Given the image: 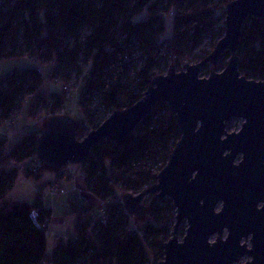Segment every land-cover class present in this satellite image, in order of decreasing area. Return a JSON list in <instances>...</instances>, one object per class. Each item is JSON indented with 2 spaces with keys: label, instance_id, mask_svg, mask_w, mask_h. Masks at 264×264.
<instances>
[{
  "label": "trees",
  "instance_id": "trees-1",
  "mask_svg": "<svg viewBox=\"0 0 264 264\" xmlns=\"http://www.w3.org/2000/svg\"><path fill=\"white\" fill-rule=\"evenodd\" d=\"M232 1L0 0V62L28 57L50 66L48 78L64 86H70L75 75L77 89H82L77 101L85 116L78 132L81 140L102 125L105 115L137 103L152 79L168 70L171 59L174 67L180 66L181 42L199 43L205 32H212L218 43L226 31L225 8ZM145 13L147 18L141 19ZM171 13L173 35L165 37L166 19ZM240 42L241 74L264 81L262 22L248 18ZM166 45L171 54L168 62L162 55ZM136 53L143 64L131 77L130 66ZM222 58L229 60L230 55ZM43 81L39 67L15 69L1 79L0 125L21 111L24 100L32 96L35 100L31 108L35 111L40 106H64V94L48 97L40 92ZM120 90L129 95L125 107L113 101ZM180 137L169 107L160 103L129 138L118 145L102 141L80 164L88 191L106 202L155 184L156 176L134 165L165 162ZM38 138V133L22 138L12 147L10 158L19 164L34 160ZM7 147L8 141H0V264H40L47 258L54 264H159L164 259L163 246L171 238L175 224V210L167 199L151 202L146 219L139 223L141 235L127 231L132 221L119 204H107L106 221L92 225L91 219L85 217L93 205L84 199H71L68 214L76 217L75 234L48 253L43 225L52 213L45 206L42 192L37 191L31 202L10 204L6 200L19 175L18 168L5 167ZM44 169L26 175L38 181L36 189L50 184L41 181Z\"/></svg>",
  "mask_w": 264,
  "mask_h": 264
},
{
  "label": "water",
  "instance_id": "water-1",
  "mask_svg": "<svg viewBox=\"0 0 264 264\" xmlns=\"http://www.w3.org/2000/svg\"><path fill=\"white\" fill-rule=\"evenodd\" d=\"M264 27V0H234L225 8L224 37L197 64L171 66L154 77L133 106L114 111L97 129L78 139L81 124L68 115L48 120L37 141V159L58 174L85 163L102 141L121 144L160 103L174 116L180 140L158 182L138 196L123 197L125 209L143 221L144 198L168 199L176 209L171 238L159 264H264V81L247 79L238 55L244 23ZM229 54L227 67L201 78ZM235 120L239 132H228ZM186 225L185 235L181 227ZM250 245V246H249Z\"/></svg>",
  "mask_w": 264,
  "mask_h": 264
},
{
  "label": "rangeland",
  "instance_id": "rangeland-1",
  "mask_svg": "<svg viewBox=\"0 0 264 264\" xmlns=\"http://www.w3.org/2000/svg\"><path fill=\"white\" fill-rule=\"evenodd\" d=\"M3 2V1H1ZM174 12V11H173ZM173 13H171V16L167 18V15H164V18L166 19V29H165V37H172L173 35ZM147 14H143L141 16V19H146ZM87 31H83V35H85ZM217 42H215L212 32H205L202 41L201 42H189V41H183L179 45V51H180V59H181V69H179L177 66L176 71H183L184 66L186 64H197L204 60L206 57H208L214 50ZM162 55L165 57V62H168V59L171 57V54L167 51V45L164 47V50L162 52ZM141 56L139 53H136L133 56L132 59V65L130 66V76H134V73L141 68L143 61L140 58ZM229 60H226V58H221L216 66H208L206 67L200 77L202 78H208L212 71L216 73L222 72L228 64ZM173 60L171 59L169 61V67L174 66ZM131 64V63H130ZM30 67H39L43 76L44 81L40 87V92L45 93L46 95L51 96L53 94H64L65 95V113L64 115H68L71 118L77 120L80 124L85 122V116L83 111H81L76 106V101L80 98V95L82 93V89L78 91V83L77 78L75 75H73V80L69 86V91L63 90V83L59 81H54L48 78L51 68L48 65L45 64H39L32 59L28 57H21V58H14V59H5L0 62V81L1 79L10 71L15 69H24V68H30ZM168 71V70H167ZM167 71L162 72L161 75H165ZM70 92V93H69ZM129 95L125 93L124 91L120 90L118 91L114 97L113 101L120 105L125 107L128 104ZM32 99L27 98L24 100L22 104V118H23V124L24 126L29 128V130L32 133H37L41 131L43 126L45 124H39L40 127L36 126V120L31 117H27V113L29 110V106ZM21 117V116H19ZM243 121L242 120H235L233 121L229 126L228 130H232L234 127H238L241 125ZM39 137V134H38ZM20 138L15 137L11 142V146H15ZM9 143V142H8ZM56 177L55 173L52 170L44 169L42 171V177L41 181L46 180H54ZM38 184V181H36L34 178H28L24 176L23 174L19 173L17 178L15 179V183L11 190L8 192L6 200L10 202L11 204H15L21 201H34L36 198V185ZM127 194V193H126ZM45 196V195H44ZM47 196V195H46ZM45 196V197H46ZM72 197L70 194L65 195H58L54 197L53 199L50 197L44 198L46 203H49L52 208V218H51V229L53 232L57 233L60 238H68L70 236H73L74 234V222H75V216L68 214V207H69V199ZM148 203L144 202V205L146 206ZM147 217V215H146ZM146 219V218H145ZM138 225L139 223H142L143 221H140L136 218ZM63 221H65V225L63 226ZM132 226L135 227V220H132ZM180 237H182L180 235ZM57 245V242L54 241V238L48 237V245H47V252L52 253L54 250V247ZM250 246V245H249ZM164 260V259H162ZM161 260V261H162ZM250 259L244 258L242 259L238 264H245ZM153 264H156V262H153Z\"/></svg>",
  "mask_w": 264,
  "mask_h": 264
},
{
  "label": "built area",
  "instance_id": "built-area-1",
  "mask_svg": "<svg viewBox=\"0 0 264 264\" xmlns=\"http://www.w3.org/2000/svg\"><path fill=\"white\" fill-rule=\"evenodd\" d=\"M63 90L64 91H69V86H64ZM76 106H77V108H79L78 101H76ZM37 113H38L37 117L40 118V122L45 124L48 120H50L51 118H53L55 116H63L64 113H65V107L61 106V107H53V108L51 107V108L43 109L40 106L37 109ZM110 115L111 114H107L104 117H102L104 119L102 120L101 124H103L110 117ZM19 116H21V112L20 111L18 113H16L11 119L5 121V123L3 125H5L9 129V131H7V132L2 131V126L3 125H0V141H5L6 140V141L9 142L8 143V147H7L6 151H5V156L7 158V160L5 162V167H7V168H18L19 169V173L23 174L24 176H26L28 174H36L42 168H44V164L41 161H39L37 159V157L34 158V160H31V161H29L26 164H19L14 158H10V154L12 152V147L10 146V142L14 139L15 135H18V136H20L23 139L28 137V136H30V132H28L26 130L25 131H20V130L17 129L16 123H17V118H19ZM243 123L244 122H242L241 125L238 126V127H234L232 130H228V132L229 133L239 132L241 130V128H242ZM169 156H168V159L165 162L163 160H160L157 164H151L148 161H145L142 164L134 165V167H136V168L143 167L144 169L150 171L152 176H156L157 181H156L155 184H157L158 175L161 173V171L167 165L168 160H169ZM77 166L78 165L69 164L66 167H64L62 169L63 170L62 179L63 180H68L69 178H71L73 176V174L76 172V167ZM155 184H153V185L147 184L140 191H138L136 193H134L132 191H129L127 194H131L133 196H138L139 194L144 193L147 190H149ZM36 190L38 192L41 191L42 194H43V197H44V195L57 196V195L64 194V190H63V188L61 187V185L58 182L50 183L48 186H41L40 188H37ZM98 201H99V205L98 206H93V209L88 211V216L85 217V220L86 219H91V222H92L91 224L92 225L97 224L99 220L106 221V211H105L104 208L107 206V204H109V205H110V203L115 204V205L119 204L121 206L122 210L125 212V214H127L129 216V219L131 221L135 220V227L134 226H131V227L129 226V227H127V231L129 233H131V234L138 233V234L141 235L142 231L139 229V225L136 223L137 220H136L135 215L129 213L125 209L123 197L122 198H117V199H112V200L109 199L106 202L101 201V200H98ZM152 201H155L153 195H149V196H146L144 198V202L148 203L146 205V207L148 209H149V206H150ZM79 202H82V198H79ZM144 202H143V204H144ZM174 210H175V217H176V209L174 208ZM51 218H47L46 219V221H45V223L43 225V229L45 230V233H46L47 237L54 238L56 241L60 242L63 239L60 238L58 235L54 234L52 232V230H51ZM183 226H184V234L182 235V237L185 235V231H186V228H187L186 225H182V227ZM182 227H181V229H182ZM40 264H54V263L51 260V258H47V259L43 260Z\"/></svg>",
  "mask_w": 264,
  "mask_h": 264
},
{
  "label": "crops",
  "instance_id": "crops-1",
  "mask_svg": "<svg viewBox=\"0 0 264 264\" xmlns=\"http://www.w3.org/2000/svg\"><path fill=\"white\" fill-rule=\"evenodd\" d=\"M80 89H78V91H79ZM30 99H32V101H31V103H30V106H29V110H28V113H27V117H31V118H34L35 120H36V123H35V125L36 126H38V127H40V125L39 124H41L42 122H40V118L39 117H37V111H35L33 108H31V106H32V103H33V101L35 100L34 99V97L32 96V97H29ZM21 109H22V107H21ZM21 112V111H20ZM23 118H22V113H21V117H19V118H17V123H16V127H17V129L18 130H20V131H28V132H30L31 134H34V133H32L30 130H29V128H27V127H25L24 125L25 124H23ZM42 124H44V123H42ZM41 128V127H40ZM2 131H5V132H7V131H9V129L5 126V125H3L2 126ZM40 132V131H39ZM39 132H37L38 134H39ZM15 137H19L20 139L18 140V142L19 141H21V137L20 136H18V135H15ZM14 137V138H15ZM17 142V143H18ZM11 146V145H10ZM11 147H13V146H11ZM62 173H63V170L61 171V176L59 177V176H57V174L55 173V175H56V177H55V179L54 180H52V181H50V180H46V181H49L50 183H53V182H58L60 185H61V187L63 188V190H64V194H61V195H65V194H70V195H72V197H70V199H69V203H70V200L71 199H79V198H82V199H84L88 204H90V205H93V206H98L99 205V201H98V199L95 197V196H93L89 191H88V189H87V187H86V184H85V177H84V175H83V173H82V171H81V169H80V165H78L77 167H76V172L73 174V176L71 177V178H69L68 180H63L62 179ZM15 183V182H14ZM35 189H36V187H35ZM36 193H37V190H36ZM46 196V195H45ZM44 196V198H46V197H50V198H54V197H56V196H51V195H47L46 197ZM58 196V195H57ZM44 198H43V200H44ZM10 203V202H9ZM44 203H45V206L46 207H48V208H50V210H51V213H52V208L50 207L51 205L49 204V203H46L45 202V200H44ZM11 204V203H10ZM75 221H76V218H75ZM66 223H65V221H63V226L65 225ZM52 228V227H51ZM52 230V229H51ZM53 232V231H52ZM54 234H56V235H58L57 233H55V232H53ZM74 234H75V222H74ZM74 234H73V236H74ZM59 236V235H58ZM70 237H72V236H70ZM69 238V237H68ZM62 239H64V240H66L65 238H62ZM54 241L55 242H57V245H58V241H56L55 239H54ZM56 245V246H57ZM55 246V247H56ZM54 247V248H55Z\"/></svg>",
  "mask_w": 264,
  "mask_h": 264
}]
</instances>
